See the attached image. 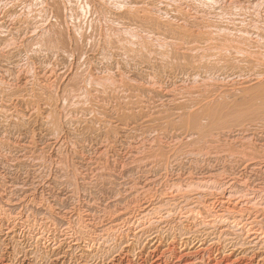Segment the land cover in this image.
Instances as JSON below:
<instances>
[{"label":"rangeland","instance_id":"obj_1","mask_svg":"<svg viewBox=\"0 0 264 264\" xmlns=\"http://www.w3.org/2000/svg\"><path fill=\"white\" fill-rule=\"evenodd\" d=\"M244 191H264V0H0V264H264L203 226Z\"/></svg>","mask_w":264,"mask_h":264},{"label":"bare ground","instance_id":"obj_2","mask_svg":"<svg viewBox=\"0 0 264 264\" xmlns=\"http://www.w3.org/2000/svg\"><path fill=\"white\" fill-rule=\"evenodd\" d=\"M208 176V175H207ZM214 178V177H213ZM206 179V178H205ZM198 180V179H197ZM213 180V179H212ZM189 182V181H188ZM216 182V180L215 181H210V180H203V181H197V182H195L194 184L193 183H190V184H187V188H188V191H186V193H184L183 192V196H188V193L190 194V192H191V189H195L197 192H199L200 190L201 191H205V189H215L216 187H217V184L215 183ZM223 182V181H222ZM230 182H231V180H230ZM217 183H219V182H217ZM228 183V182H227ZM250 183V182H249ZM174 185V184H173ZM220 185V184H219ZM222 185V184H221ZM227 185V184H226ZM237 185V184H236ZM242 185V184H241ZM179 186V185H178ZM245 186V185H244ZM185 187V190L187 189ZM205 188V189H204ZM219 188V187H218ZM226 188V187H225ZM234 188V187H233ZM164 189H166V188H164ZM182 189H183V187H182ZM182 189H180V190H182ZM223 189V188H222ZM252 189H253V187H252ZM258 189V188H257ZM259 189H260V187H259ZM177 190H179V189H177ZM190 190V191H189ZM226 190V189H225ZM235 190V189H234ZM224 191V190H223ZM246 191V190H245ZM244 191V192H245ZM232 192H233V190H229L228 191V193H231L232 194ZM255 192V191H254ZM200 193V192H199ZM237 193V192H236ZM248 193V192H247ZM223 194V193H222ZM227 194V193H226ZM235 194V193H234ZM238 194V193H237ZM256 194V193H255ZM258 194V196H256V195H254V196H250V195H248V194H246V192L245 193H242L241 192V194H240V196H239V198L238 199H236V200H234V201H231V202H226V200H225V202H222L221 203V207L223 208H220V207H217V208H219L220 210H217V211H213L212 212V210H209L207 207H203V211L205 212V214H207V216H210L211 217V219H210V221H207V222H204V221H202L204 224H203V226L206 228V229H208V230H210V232L212 233V232H215L216 230H218L220 233H224V231H229V229H230V231H231V229L232 228H237L238 229V231L239 230H241V231H243L244 229L246 230L245 231V236H244V238L243 237H239L238 238V236H240V235H242V233L240 232H238L240 235H238L237 236V238L239 239V241H237V245L239 246V247H242V246H246L247 248H251V249H253V251L254 250H256V248H258V249H263L264 250V226L263 225H261V224H257L256 222L255 223H243L244 221V219L246 218H244V213H245V211H247V210H245L246 208L245 207H247L248 208V205H249V208L250 209H254L255 210V206L256 205H258V203H261V204H264V191L262 192V191H260V192H258L257 193ZM212 195V194H211ZM190 196V195H189ZM200 196V195H199ZM213 196V195H212ZM215 196V195H214ZM230 196V195H229ZM259 196H261L262 197V199H261V201H257L256 199L257 198H259ZM202 197V196H201ZM204 197V196H203ZM192 198V197H191ZM190 198V199H191ZM228 199V198H227ZM230 199H232V198H230ZM203 200V199H202ZM220 200H223V199H220ZM230 201V200H229ZM169 202V201H168ZM197 202V201H196ZM185 203V202H184ZM204 203V202H203ZM167 205L169 206V204L167 203ZM206 205V204H205ZM153 206V205H152ZM192 206V205H191ZM190 206V207H191ZM207 206V205H206ZM155 207V206H154ZM165 207H167V206H165ZM257 207V206H256ZM260 206H258V208H259ZM160 208V207H159ZM162 208V207H161ZM171 208V207H170ZM181 208V207H180ZM212 208V207H211ZM245 208V209H244ZM258 208H256V209H258ZM177 209V208H176ZM182 209V208H181ZM152 210V209H151ZM154 210V209H153ZM164 210V209H163ZM166 210V209H165ZM173 210V209H172ZM253 210V211H254ZM178 211V210H177ZM188 211H190V213L193 211V209L191 208L190 210L188 209ZM201 211V210H200ZM250 211H252V210H250ZM126 212V211H125ZM172 212V211H171ZM194 212V211H193ZM199 212V211H198ZM229 212H232V213H229ZM264 212V211H263ZM169 213V212H168ZM168 213H166L167 215H168ZM193 214V213H192ZM118 215V214H117ZM124 215V214H123ZM130 215V214H129ZM154 215V214H153ZM169 215H170V213H169ZM168 215V216H169ZM188 215H190V214H188ZM201 215V214H200ZM250 215V214H249ZM127 216V215H126ZM146 216V215H145ZM166 216V215H165ZM191 216V215H190ZM264 216V215H263ZM170 217V216H169ZM183 217V216H182ZM189 217V216H188ZM144 218H146V217H144ZM134 219V218H133ZM136 219V218H135ZM153 219V218H152ZM151 219V220H152ZM165 219V218H164ZM170 219V218H169ZM172 219V218H171ZM183 219V218H182ZM257 219V218H256ZM127 220V219H126ZM146 220V219H145ZM155 220V219H154ZM195 219H193V221H194ZM123 221H124V219H123ZM168 221V220H167ZM243 221V222H242ZM138 222H139V220H138ZM175 222V221H174ZM195 222V221H194ZM250 222V221H249ZM120 223V222H119ZM129 223V222H128ZM151 223V222H150ZM159 223V222H158ZM186 223V222H185ZM197 223H199V222H197ZM240 223H241V225H240ZM148 224V223H147ZM146 224V225H147ZM196 224V223H195ZM254 224V225H253ZM161 226V225H160ZM159 226V227H160ZM172 226V225H171ZM195 226V225H194ZM196 226H198V225H196ZM195 226V227H196ZM194 227V228H195ZM201 227V226H200ZM171 228V227H170ZM191 228V227H190ZM197 228H199V227H197ZM142 229V228H141ZM202 229H204V228H202ZM193 230V229H192ZM200 230V229H199ZM207 230V231H208ZM217 231V232H218ZM233 231V230H232ZM234 231H235V229H234ZM195 232V231H194ZM209 232V233H210ZM235 232H237V231H235ZM244 232V231H243ZM198 233V232H197ZM234 233V232H233ZM140 234V233H139ZM151 234V233H150ZM185 234V233H184ZM189 235V234H188ZM191 235V234H190ZM152 236V235H151ZM181 236V235H180ZM231 236V235H230ZM150 237V236H149ZM185 237V236H184ZM194 237V236H193ZM205 237V236H204ZM232 237V236H231ZM148 238V237H147ZM235 240V239H234ZM233 240V241H234ZM229 241V240H228ZM213 242V241H212ZM217 242H218V240H217ZM221 243V242H220ZM222 245V244H221ZM224 246V245H223ZM234 248H236V247H234ZM233 248V249H234ZM243 248V247H242ZM184 249V248H183ZM153 250V249H152ZM249 250V249H248ZM189 251V250H188ZM191 251V250H190ZM259 251V250H258ZM257 251V252H258ZM243 252V251H242ZM245 252V251H244ZM249 252V251H248ZM191 254H192V252H191ZM230 254V253H229ZM180 255V254H179ZM208 255V254H207ZM203 256V255H202ZM202 256H200L201 258H202ZM241 256V255H240ZM182 257V256H181ZM200 257H199V260H200ZM204 257H206L205 255H204ZM245 257V256H244ZM244 257H241V259H243ZM255 257V254L254 253H252V255L251 256H249V257H246V258H244V260H245V262H243L242 264H252V260H253V258ZM183 259V258H182ZM185 259V258H184ZM259 259V258H258ZM159 260H160V258H159ZM158 260V261H159ZM178 260V259H177ZM197 260V259H196ZM205 259H203V261H204ZM161 261V260H160ZM192 261V260H191ZM202 261V262H203ZM237 261H239V260H237ZM176 262V261H175ZM190 262V261H189ZM194 261H192L191 262V264L193 263ZM197 262H198V260H197ZM165 263V262H164ZM184 263H186V262H184ZM188 263V262H187ZM186 263V264H187ZM196 263V262H195ZM219 262H216V263H214V264H218ZM235 262H228V263H226V264H234ZM158 264V263H157ZM178 264H180V263H178Z\"/></svg>","mask_w":264,"mask_h":264}]
</instances>
